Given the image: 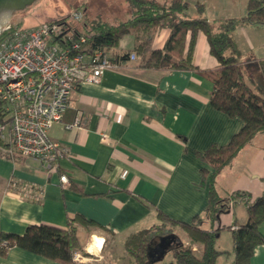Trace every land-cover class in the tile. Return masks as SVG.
<instances>
[{
    "label": "crops",
    "instance_id": "1",
    "mask_svg": "<svg viewBox=\"0 0 264 264\" xmlns=\"http://www.w3.org/2000/svg\"><path fill=\"white\" fill-rule=\"evenodd\" d=\"M187 1L191 16L211 21L231 18L221 15V10L235 5H223L222 0ZM239 2L238 11L229 14H246L248 0ZM198 3L204 5L202 13L197 10ZM102 15L109 21L122 17L112 12ZM252 25L238 26L235 34L246 27H256ZM169 33L168 28L158 29L153 48H163ZM189 41L190 32L185 54ZM134 46L133 34L128 33L119 41L123 50ZM250 46L255 48V43ZM239 48L241 61L245 62L247 58ZM138 58L114 62L99 83L79 85L71 94L62 120L52 124L50 137L69 150L59 161L60 171L70 177L67 185L61 183L58 172L48 171L39 160L12 158L0 150V232L23 233L29 224L39 223L66 227L69 220L81 214L103 226L93 231L79 227L84 251L92 253L88 246L96 235L103 238V245L101 251L93 253V261L84 259L77 264H99V257L108 255V246L114 248L119 239L124 246L130 233L158 223L159 210L183 221H191L199 214L203 217L202 226L213 228L206 215L209 186L201 172L204 164L199 152L214 143H228L243 125L239 117H231L211 104L213 82L206 72L218 68L219 60L211 53L202 31L197 35L191 66L144 67ZM256 58L252 56L251 62ZM250 76L248 70L249 83ZM78 114L80 126L68 128ZM101 132L107 133L109 140L103 141ZM262 134L246 144L216 176L215 186H227L224 177L232 174L236 162L243 158L246 165L234 173L233 184L225 188L263 194L264 144L257 143ZM242 209V220H246V204ZM233 215L234 211H230L219 216L222 229L217 248L225 252L221 245L223 236L231 247L228 258L223 259L221 253L216 264H231L234 260L230 226L244 222L239 223ZM260 231L264 236V221ZM0 264L63 263L12 246L6 256H0ZM251 264H264V242L255 248Z\"/></svg>",
    "mask_w": 264,
    "mask_h": 264
},
{
    "label": "trees",
    "instance_id": "2",
    "mask_svg": "<svg viewBox=\"0 0 264 264\" xmlns=\"http://www.w3.org/2000/svg\"><path fill=\"white\" fill-rule=\"evenodd\" d=\"M124 1L128 14L124 18L119 17L117 21L107 20L100 12L91 18L85 5L82 7L83 18L80 21L71 20L69 12L61 19L45 24L57 23L61 26V32L53 37L61 46H67L84 35L88 37L84 48L90 46L91 49L108 51L113 62L129 61L134 54L140 57L141 66L156 68L191 66L197 35L200 31L206 34L211 53L220 63L218 68L206 72L213 82L211 104L243 121L241 129L228 143H214L199 152V158L204 164L201 172L209 186L206 215L211 218L213 228H204L203 217L199 214L191 221H183L159 210V222L130 233L124 247L133 258L131 264H155L148 255L149 249L158 243L160 237L174 233L170 225H179L189 242L177 236L178 241L172 249L173 257L167 264H216L222 253L217 248L222 229L217 225V220L225 210L224 200L219 198L215 188L216 176L232 163L240 150L257 134L264 133V76H250L254 86L247 81L246 64L241 61V50L234 36L236 28L242 24L264 25V0H248L246 14L242 17L214 21L203 16H191L187 0H172L169 4L159 0ZM197 10L202 13L204 5L198 3ZM9 24L13 28L22 27L20 22ZM160 28H168L169 37L163 48H153L154 35ZM189 32L190 41L185 54ZM128 33L135 36V46L132 50H123L119 48V41ZM232 194V199L237 195L246 198L248 218L242 224L230 226L235 255L231 264H251L255 248L264 242L260 231V224L264 221V193L253 201L248 192L237 191ZM81 225L90 231L103 227L95 220L78 214L69 220L66 227L39 223L29 224L23 233L0 232V256H6L10 247L18 246L63 264H76L74 253L85 252L79 237ZM194 244L199 245L200 250H194Z\"/></svg>",
    "mask_w": 264,
    "mask_h": 264
},
{
    "label": "built area",
    "instance_id": "3",
    "mask_svg": "<svg viewBox=\"0 0 264 264\" xmlns=\"http://www.w3.org/2000/svg\"><path fill=\"white\" fill-rule=\"evenodd\" d=\"M82 18L79 9L70 14L71 20ZM59 32L57 23L18 28L7 23L0 30V150L12 158L39 160L67 185L70 177L60 171L59 161L69 150L50 137V128L62 120L72 92L82 83H99L115 63L108 51L84 48V35L61 46L53 38ZM80 121L78 114L67 127H78ZM101 139L109 136L101 132ZM83 258L81 251L74 253V260Z\"/></svg>",
    "mask_w": 264,
    "mask_h": 264
},
{
    "label": "rangeland",
    "instance_id": "4",
    "mask_svg": "<svg viewBox=\"0 0 264 264\" xmlns=\"http://www.w3.org/2000/svg\"><path fill=\"white\" fill-rule=\"evenodd\" d=\"M161 3L169 4L172 0H159ZM86 2V4H85ZM235 3L234 6H231L229 8H225L224 10H221V15H224L226 17H233L238 18L239 12H236L235 14H229L233 13L235 11H238L240 8V2L239 0H222L223 5L224 4H230ZM76 5L82 7L86 5L88 14L92 18L93 15H97L99 12L103 14H109V12H112V14L117 15L120 14L124 18L127 16V7L124 0H40L35 5L30 7L25 12H19L16 11L14 15L12 16L11 20L9 21L12 24L20 22V25L22 27H32V26H39L47 23L48 21H54L57 19H61L62 17L66 16L69 12L72 13L75 10ZM9 24V23H8ZM256 27H246L247 29L243 31H238V33L234 36L237 39V42L239 43V46L242 49V52L244 53V57L246 61L243 62L246 64L245 68L250 74H254L255 76L260 75L264 76V59H261V57H264V25H258L253 24ZM252 25V26H253ZM250 43H255V48L251 49ZM252 51V52H251ZM242 56V55H241ZM252 56H254L256 59L251 62ZM140 57L138 58V63L140 65ZM249 63V64H248ZM165 68V67H163ZM250 83L251 80H250ZM253 85V84H251ZM261 138V139H260ZM262 140V141H261ZM251 142V141H250ZM258 144H264V133L260 135L258 141ZM237 165L234 168V172L232 174H228V176L224 177L226 180L224 188L217 185L215 186L217 194L220 199L224 200L223 203L225 204V210L220 213V215L224 216L226 213H229L230 211H234V218L235 216L238 217L239 223L245 222L246 220H242V213L244 212L242 209V206H244L246 198L244 196H235L234 199L231 198L234 192H248L251 195V201L255 200V198L258 197V194L254 191H249L245 189H232V188H225L230 187L231 184H233V176L235 172L242 171L244 166L247 163V160L245 161L243 158L236 162ZM219 190V191H218ZM255 193V194H254ZM264 193V192H263ZM221 204V203H220ZM229 206V209H228ZM219 215V216H220ZM218 216V220H219ZM217 220V225H219V222ZM170 225V223L168 224ZM171 232H174L180 240L184 242H189L186 234L184 233L183 229L179 225H170ZM224 236L221 241V245L225 252H223V259L228 258V251L231 247L230 242L228 243L226 240H224ZM119 242L116 243V246L113 247H107L108 255L104 253V257H99V264H128L129 262H132L133 258L129 255L127 251H125V247L122 244V240H118ZM178 241V239H177ZM176 242L173 243V245L170 247L168 252L165 254V257L156 262L155 264H167L172 257H173V251L172 249L175 248ZM196 245L200 250V246ZM102 249V248H101ZM100 249V251H101ZM82 255L84 256L83 259L85 260H91L93 261L96 257L93 255V253H85L83 251ZM221 255V254H220ZM219 255V256H220ZM108 260V261H107ZM77 264L79 260H74ZM104 262V263H102Z\"/></svg>",
    "mask_w": 264,
    "mask_h": 264
},
{
    "label": "water",
    "instance_id": "5",
    "mask_svg": "<svg viewBox=\"0 0 264 264\" xmlns=\"http://www.w3.org/2000/svg\"><path fill=\"white\" fill-rule=\"evenodd\" d=\"M40 0H0V30L11 20L16 11L25 12ZM175 233L160 237L158 243L149 249L148 255L153 263L162 260L174 242L177 243Z\"/></svg>",
    "mask_w": 264,
    "mask_h": 264
},
{
    "label": "bare ground",
    "instance_id": "6",
    "mask_svg": "<svg viewBox=\"0 0 264 264\" xmlns=\"http://www.w3.org/2000/svg\"><path fill=\"white\" fill-rule=\"evenodd\" d=\"M103 245V238L94 236L93 241L88 246V250L92 253H97Z\"/></svg>",
    "mask_w": 264,
    "mask_h": 264
}]
</instances>
